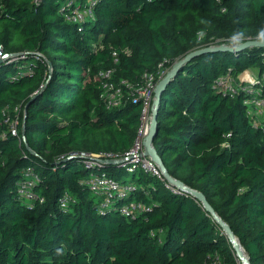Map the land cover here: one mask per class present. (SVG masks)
I'll list each match as a JSON object with an SVG mask.
<instances>
[{"label":"trees","instance_id":"obj_1","mask_svg":"<svg viewBox=\"0 0 264 264\" xmlns=\"http://www.w3.org/2000/svg\"><path fill=\"white\" fill-rule=\"evenodd\" d=\"M70 1L0 0V264H237L222 226L186 189L124 161L88 168L70 155H121L135 143L143 104L123 86V102L109 108L101 69H115L116 85L136 83L145 72L159 78L165 58L222 43L234 50L198 53L166 82L154 145L172 176L207 197L250 264H264V129L246 93L214 87L221 75L253 69L264 93V46L240 45L259 38L264 0H95L81 24L65 17ZM237 31L240 43H228ZM16 107L25 140L6 121ZM28 168L43 201L18 198ZM102 170L122 187L107 205L89 183ZM131 200L146 211L122 214Z\"/></svg>","mask_w":264,"mask_h":264},{"label":"built area","instance_id":"obj_2","mask_svg":"<svg viewBox=\"0 0 264 264\" xmlns=\"http://www.w3.org/2000/svg\"><path fill=\"white\" fill-rule=\"evenodd\" d=\"M94 4L95 0H72L68 3L67 8H63V12L68 21L81 24L93 18L94 15ZM248 38L247 40H250ZM261 40L260 38H257ZM244 42V41H242ZM118 52L114 51L113 56L115 62ZM5 56V51L2 45H0V57ZM23 57H25L23 55ZM172 66L175 62L165 58L159 63V78L154 73L145 72L142 80L136 83H131L128 80H121L120 85H116L114 81V68L101 69L98 72V77L102 80V98L109 108L119 106L123 102L124 88L127 87L130 93L136 96V100H140L143 104V111L141 116V123L138 128V134L134 145L130 150L124 154H115L110 152H72L71 156L82 157L85 160L86 167L92 166H103V164L111 161H124L127 170L133 173L143 171L157 176L161 180L165 181L167 185L171 184L175 189L182 188L176 184L169 182L161 167L154 160L153 155L146 149L144 145V139L149 134L150 128L153 124V113L152 106L153 101L156 98V91L158 83L164 78L166 72H169L167 65ZM171 70V69H170ZM247 71V70H246ZM246 73V72H245ZM245 73L239 74L237 77H233L230 73L221 75L215 82V88L220 90L224 94L236 95L239 92L246 93L244 103L248 106V111L252 115L254 123L260 125L264 129V93L259 92V88H254V85L259 83L258 75L256 78L248 79ZM21 108L16 107L14 109L13 116H7L6 121L10 123V129L13 135H19V123H20ZM25 140L24 136H21ZM39 180V175L32 169L28 168L25 170L24 178L19 183L18 187V198L29 203L40 200L43 198L39 197L35 190L36 182ZM90 186L92 191L99 195L103 199L102 204H108L112 201L113 194L116 190L122 188L119 182L106 170L94 173L90 178ZM130 189V188H128ZM127 190V189H122ZM145 194L148 192L145 191ZM69 202V198L65 197L62 199V207H66ZM147 206L144 202L138 200H131L125 204L121 211L125 216H136L146 211ZM242 264V262H240ZM207 264H222L219 257H215L210 260Z\"/></svg>","mask_w":264,"mask_h":264},{"label":"water","instance_id":"obj_3","mask_svg":"<svg viewBox=\"0 0 264 264\" xmlns=\"http://www.w3.org/2000/svg\"><path fill=\"white\" fill-rule=\"evenodd\" d=\"M240 45H241V47L264 46V40H262V39L261 40L250 39V40H246V41L242 42ZM217 49L218 50H234V47L229 46V45H225V44H221L219 46L205 47V48L193 51V52L189 53L184 59L175 63L174 66L172 67V69L158 83L157 91H156V95H155L156 98L154 99L153 106H152L153 124L150 128L149 134L144 139V145H145L146 149L153 155L156 163H158L159 166L161 167V169L163 170L166 179L169 182L176 184V185L182 187L183 189H186L188 192L192 193L194 196H196L198 199H200V201L203 203L205 208L212 214L214 219L217 220L218 223L222 226L223 231L225 232V234L228 236V238L232 242V244L236 250L237 258L240 260V262H242V264H250L249 257L247 255L244 247L241 245L239 239L235 235L234 231L218 215V213L216 212L214 207L209 203L207 197L201 191H198L196 189H193V188L187 186L183 181L172 176L171 173L169 172L168 168L166 167L164 161L162 160L161 156L159 155L155 145H154L156 126H157V115H158V111H159V103L161 101L162 90H163V87L165 86L166 82L176 73V71L178 70L179 66L182 63L190 60L194 55H196L198 53L214 51ZM6 58H7V56H4L3 58L0 57V63L3 62ZM31 102H32V100L27 104V106H29L31 104ZM23 134L25 135L24 129H23Z\"/></svg>","mask_w":264,"mask_h":264},{"label":"clouds","instance_id":"obj_4","mask_svg":"<svg viewBox=\"0 0 264 264\" xmlns=\"http://www.w3.org/2000/svg\"><path fill=\"white\" fill-rule=\"evenodd\" d=\"M258 37L262 40H264V28H261L259 31H258ZM243 38V33L242 32H235L232 37H231V40L233 42V44H238L239 41Z\"/></svg>","mask_w":264,"mask_h":264},{"label":"rangeland","instance_id":"obj_5","mask_svg":"<svg viewBox=\"0 0 264 264\" xmlns=\"http://www.w3.org/2000/svg\"><path fill=\"white\" fill-rule=\"evenodd\" d=\"M229 42L228 43H231V44H233V42H232V40L230 39V40H228ZM241 41V40H240ZM240 41H239V43H240ZM222 44H224V43H222ZM125 52L126 53H130L129 52V50H125ZM246 72V73H245ZM242 73H245V75L246 74H248V75H252L253 76V78H256L257 77V72L255 71V70H253V69H247V71L245 70V71H243ZM132 179V176H128V180H131ZM237 264H240V260L237 258Z\"/></svg>","mask_w":264,"mask_h":264},{"label":"bare ground","instance_id":"obj_6","mask_svg":"<svg viewBox=\"0 0 264 264\" xmlns=\"http://www.w3.org/2000/svg\"><path fill=\"white\" fill-rule=\"evenodd\" d=\"M246 78L251 79L252 77L250 75H247Z\"/></svg>","mask_w":264,"mask_h":264}]
</instances>
